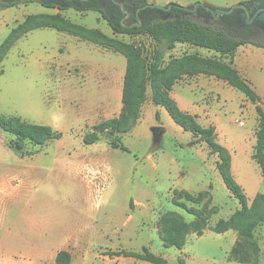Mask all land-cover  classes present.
Segmentation results:
<instances>
[{
	"label": "rangeland",
	"instance_id": "1",
	"mask_svg": "<svg viewBox=\"0 0 264 264\" xmlns=\"http://www.w3.org/2000/svg\"><path fill=\"white\" fill-rule=\"evenodd\" d=\"M34 1L0 12V45L29 16L59 13L131 45L150 62L155 44L146 34H115L96 12L59 11ZM249 1L146 4L229 9ZM186 56L232 61L264 109V48L246 44L234 56H221L177 44L164 51L162 68ZM126 65V57L115 49L54 30H35L6 53L0 67V113L51 126L62 137L44 145L26 141L17 151L11 147L15 137L0 128V264H58L61 251L70 253V264H151L110 254L119 251L149 252L168 264H243L231 258L237 232L214 231L219 220H228L241 208L218 171V155L205 141L192 144L194 135L153 103L150 85L129 132L109 135L95 130L121 114ZM188 68L174 65L178 78L170 96L200 126L215 129V140L229 152L231 173L251 205L257 194H264V176L253 159L260 126L256 105L228 82L189 76ZM95 132L98 141L86 144ZM111 141L127 151L113 148ZM176 192H182L178 203L187 209L214 210L203 234H190L181 249L166 248L158 233V223L167 213L194 219L174 202ZM255 238L260 248L257 264H264V223Z\"/></svg>",
	"mask_w": 264,
	"mask_h": 264
},
{
	"label": "trees",
	"instance_id": "2",
	"mask_svg": "<svg viewBox=\"0 0 264 264\" xmlns=\"http://www.w3.org/2000/svg\"><path fill=\"white\" fill-rule=\"evenodd\" d=\"M34 2V0H0V12L21 4ZM118 2L124 6L131 4L135 9L141 7L142 4H146V0H118ZM249 2L264 7V0H250ZM39 3L48 9H57L59 11L74 9L79 12H96L107 21L115 34H146L155 44L150 62L147 63L139 54V51L131 45L109 37L100 30L87 29L73 23L57 13L29 16L21 25L14 28L0 45V67L6 53L18 39L33 30L42 28L54 29L120 52L127 59L122 91V111L118 118L104 121L96 126L95 130L109 135L129 132L140 117L142 104L146 100L147 86L150 85L153 103L156 106L166 108L175 123L194 135L195 139L192 144L205 141L210 148V152L218 155V171L226 188L239 201L241 208L228 220H219L214 231L216 233H223L228 230L236 231L238 239L231 250V258L243 264L251 262L257 264L260 248L255 238V231L264 223V194H257L251 205H249L244 189L235 181L231 173L229 152L215 140V129L200 126L195 116L183 112L171 98L172 86L178 78L177 70L173 69L174 65H189L187 69L189 76L202 74L224 80L233 88L244 93L256 105L260 126L256 133L257 144L253 159L258 163L264 176V109L259 105L260 97L255 89L233 67L232 61L226 64L214 59L186 56L175 61L173 65L162 68L164 51L173 50L177 44L202 48L221 56H234L237 50L246 44L264 48V43L248 39L255 31V28L243 25L237 14L224 16L214 22L208 12L200 11L195 15H188L180 8L173 7L168 13L170 18L166 21L163 20V16L167 15V13L149 8L142 10L139 14L143 23L142 28L123 29L121 18L115 14L120 13V9L116 8L115 4L109 0H90L86 3L78 0L68 2L63 0L60 4L53 3L50 0H39ZM161 86H164V89H161ZM0 128L15 137V142H11V147L17 151L22 150L23 143L26 141L35 145H44L49 141L59 140L62 137V133L51 126L25 123L19 117L7 118L1 113ZM98 139L99 136L95 132L85 142L86 144H94ZM111 146L127 151L124 146L119 145L115 141H111ZM181 193L176 192L174 202L178 206L186 208L194 219L189 222L173 212L165 214L160 219L158 233L166 248L181 249L185 246L190 234L197 233L202 235L214 214V210L187 209L184 205H180L178 196ZM187 196L193 200L196 199L189 194ZM110 254L116 257L135 258L151 264H168L163 258L149 252L119 251ZM56 262L58 264H70V253L66 251L59 252L56 256Z\"/></svg>",
	"mask_w": 264,
	"mask_h": 264
},
{
	"label": "water",
	"instance_id": "3",
	"mask_svg": "<svg viewBox=\"0 0 264 264\" xmlns=\"http://www.w3.org/2000/svg\"><path fill=\"white\" fill-rule=\"evenodd\" d=\"M65 1H72V0H65ZM78 1H81V2H88L90 0H78ZM115 3L116 1L113 0ZM121 9L124 11V6L123 5H120ZM173 7H177V8H180L182 11H184L186 14L188 15H194V14H197L198 12L200 11H203V12H208L213 18L214 20H218V19H221L222 17L224 16H229V15H232V14H236L238 11L242 10V11H245L247 12L248 11V8L245 4H237V5H234L232 7H230L229 9H219V8H213L212 6H209L207 4H196L194 6H191V7H181V6H178V5H174V4H170L166 7H161V6H158V5H149V4H142L141 7H139L138 11H137V24H134V25H131V26H125L123 25V29H126V28H129V29H136V28H142L143 27V23H142V20L139 18L138 14L139 12H141L142 10H145V9H158V10H161L162 12H165L167 13V15L163 16V20L166 21L168 20L169 18V15L168 13L172 10ZM261 11H264V9H259L258 12H261ZM128 16L130 15L129 12H125ZM241 15H243V13H241ZM253 21L255 22H258V21H264V14L263 15H260V16H255L253 18ZM247 24H251V22H247ZM159 132V129H155V133H156V137H157V134Z\"/></svg>",
	"mask_w": 264,
	"mask_h": 264
},
{
	"label": "flooded vegetation",
	"instance_id": "4",
	"mask_svg": "<svg viewBox=\"0 0 264 264\" xmlns=\"http://www.w3.org/2000/svg\"><path fill=\"white\" fill-rule=\"evenodd\" d=\"M53 3L60 4L63 0H50ZM110 2H113L115 4V7L120 9V13H115L117 16L121 18V23L125 26H131L134 24H137V11L139 8L135 9L131 4H127L124 6L123 4L119 3L118 0H115L116 3L113 0H109ZM248 11H238L236 14L240 17V22L245 26H253L255 28V31L250 35L248 38L251 41H257V42H264V21H253V18L255 16H260L264 14V11L258 12L259 9H264L263 6H258L255 3L247 2L244 3ZM120 5L124 6V11L129 12L130 15L128 16L124 11L121 9ZM243 13V15H241ZM140 14V12H139ZM138 14V16H139ZM140 18V17H139ZM213 18V17H212ZM214 19V18H213ZM247 22H251V24H247Z\"/></svg>",
	"mask_w": 264,
	"mask_h": 264
},
{
	"label": "crops",
	"instance_id": "5",
	"mask_svg": "<svg viewBox=\"0 0 264 264\" xmlns=\"http://www.w3.org/2000/svg\"><path fill=\"white\" fill-rule=\"evenodd\" d=\"M36 30H54V29H50V28H42V29H36ZM33 31H35V30H33ZM33 31H31V32H29V33H27L26 35H24V36H22L20 39H22V38H25V37H27L30 33H32ZM54 31H56V30H54ZM56 32H58V31H56ZM58 33H63V32H58ZM66 34V33H65ZM20 39H18L17 41H16V43L20 40ZM15 43V44H16ZM127 66V65H126ZM126 72V71H125ZM125 76V75H124ZM122 91H123V88H122ZM121 101H122V93H121Z\"/></svg>",
	"mask_w": 264,
	"mask_h": 264
}]
</instances>
